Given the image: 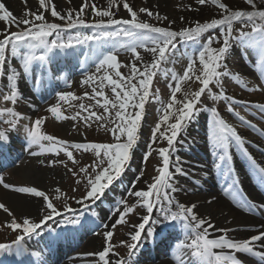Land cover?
Returning a JSON list of instances; mask_svg holds the SVG:
<instances>
[{
	"label": "snow or ice",
	"instance_id": "obj_1",
	"mask_svg": "<svg viewBox=\"0 0 264 264\" xmlns=\"http://www.w3.org/2000/svg\"><path fill=\"white\" fill-rule=\"evenodd\" d=\"M196 2L201 6L212 4L219 10L220 17L206 22L198 21L194 26L186 27L180 31L157 27L141 20L138 12L130 6L128 0H107V7H98L93 0H83L78 10L75 12L68 10L66 13L58 11L53 0H38L37 10L26 9L23 18L15 16L4 3L0 2V22L4 23V28L0 29V37H2L0 38V78H6L5 89L7 90L0 95L5 102H10L12 105L17 104L22 95L18 83L20 79L32 71L34 62H39L41 65L46 63L48 54L54 50H67L76 45L123 37L127 43L121 44L120 47L130 51L134 61L141 62L142 66L133 62L130 66V74L124 75L120 69L126 65H122L118 61L115 52L109 51L98 59L95 64V72L82 81L84 85H95L90 94L85 93L83 98L77 97L71 92L58 95V100L64 103L85 98L94 103L89 105L80 103L78 105L80 111L71 116L62 114L60 103L47 108V112L51 113L58 121L79 120L89 127L91 126L89 122L101 121L105 123H101L100 127L106 128L108 124L113 125L108 130L114 138V143L70 142L45 134L41 131V127L45 123L44 118L36 119L31 127L26 129L29 150L33 147L39 149V151H30L32 156L63 154L67 161L77 165L79 161L75 158L74 152L92 153L94 157L92 162L80 167L78 172L68 167L64 160L48 162L49 167L58 162L63 164L67 171L74 176L82 174L86 191L81 199L76 200V203L84 205L86 208L88 205L85 204V201H91L94 204L105 196L106 190L121 177L125 172V166L133 158V150L140 139L138 133L145 115V104L151 94L154 78L161 69V64L168 62L170 54L176 50L177 41L200 45L198 58L190 60L182 75H178L170 69L164 72L166 77L169 72L171 73L170 79L174 82V86L169 85L171 88L170 102L164 106L161 121L155 125L152 131L151 141L152 144H155L157 134H159L162 140H166L168 146L157 150L162 165L155 169L157 175L152 177V182L147 185L146 189L133 190L129 193L130 196L137 198L136 202L146 210L147 214L142 217L141 223L134 225L136 230L130 234L132 243L121 242L128 249L127 259L117 258L114 264H133V257L140 245L154 238L155 230L151 225L165 221L169 223L183 222V228L187 230V240H182L175 246L177 264H243L237 254L256 257L264 262V250L255 248L256 242H260L261 249H264V231L252 235L250 238L237 239L229 235L231 229H219L218 231L222 234L217 238H210V229L217 230L211 220L197 213L196 204L185 205L174 196V193L178 191L174 177L186 175V173L179 166L178 158L175 161V169L172 170V151L181 130L185 127V121L191 120L195 115L196 106L200 104L202 95L207 91L213 101L226 100L230 104L243 103L224 93L222 89L223 77H230L237 84L247 88L248 91L261 90L259 87L255 89L248 87L238 74L227 70L224 61L229 55L233 39L238 40L245 49L254 48L258 51L259 60L256 63L261 76H264V7L259 6L256 0H245L249 10H234L222 0H196ZM24 3L27 4V0H24ZM121 4L130 18H115L113 9L119 10ZM86 9L90 10L91 15L98 19L87 21L84 18ZM139 12L146 13L149 17L155 16L157 20L167 19V17H161L159 13H154L147 8L142 7ZM46 13H50L52 18L62 21L63 24L49 21ZM236 23L240 25V28L238 35L233 36ZM12 27H15L17 31H11ZM247 28H250V31L244 30ZM82 29L92 31L90 34H86L81 31ZM69 30H76V32L64 39L63 33ZM213 32L216 34H212ZM206 33L208 34L206 40L201 44V37ZM53 36L55 38L50 40L49 38ZM214 44L219 47H213ZM138 48H143L145 52L151 53L150 63H143ZM23 49H27V52L21 54ZM37 50H41L42 54L37 55ZM18 56L22 60L20 65L22 71L10 63V59ZM197 60L199 68H197ZM193 80L200 84L199 89L185 93L184 99L179 100L177 94L182 91L183 84ZM213 83L221 88L218 95L213 94L210 89V85ZM106 87L110 88L112 98H109L105 93ZM177 105L179 107L176 108V113H173L172 110ZM254 107L264 115V104H257ZM95 108H100L103 111L97 112L94 110ZM130 109L132 111H129ZM228 111L232 112L233 108L229 106ZM173 115H175V122L169 123ZM0 117H10V119L6 118L2 121L9 126L10 130H15L16 121L22 119L20 114L10 107L0 109ZM239 120L251 128H256V125L246 121L243 116H239ZM162 124L167 125L164 131H161ZM257 131L264 135V130L257 129ZM8 139V130L0 129V146ZM209 141L215 157L213 168L223 177L225 195L229 196L233 203L245 212L256 213V205L248 199L240 187L241 181L233 164L234 154L231 149L235 147L247 158L262 184H264V166L258 164L250 154L246 147V140L238 132L237 127L226 121L215 108L211 109ZM149 148H151V144ZM151 155L152 151H148L144 160L147 161ZM41 163L45 162L41 161ZM140 175L142 177L143 172ZM204 175L206 177L207 173ZM81 182V179L76 180L77 184ZM196 183H199V180ZM0 185L17 194L42 198L45 213L39 222L29 217H24L18 222L13 212L4 203H0V210L12 218L10 222L6 223V227L13 232L20 233L12 243H0V253L14 254L16 257L25 255L27 249L23 242L26 237H31L33 234L39 235L38 230L48 225L49 221H53L55 217L64 216L65 213L73 212V209L67 205L63 212L60 211L45 191L38 190L34 186H14L6 183L3 177H0ZM73 190L75 191V189ZM56 192L60 193V189L57 188ZM56 199H60V196L57 195ZM211 202L209 201V203ZM117 203L123 205V208L116 209L117 219L111 225V229H115L117 225H125L127 223L126 216L135 211L125 200H120ZM260 208L264 210V204ZM154 209H158L160 213L156 219H153ZM91 215L95 216L97 213L91 212ZM56 222L64 223V221ZM68 222L75 224L79 222V219H69ZM146 226L148 227L146 228ZM103 227L109 228V225L104 224ZM103 236L105 246L98 253L89 255L97 256L98 264H113L110 256H118V253L113 252L114 231H105ZM32 255H36V253H32Z\"/></svg>",
	"mask_w": 264,
	"mask_h": 264
},
{
	"label": "rangeland",
	"instance_id": "obj_2",
	"mask_svg": "<svg viewBox=\"0 0 264 264\" xmlns=\"http://www.w3.org/2000/svg\"><path fill=\"white\" fill-rule=\"evenodd\" d=\"M192 1L194 0H128L130 6L138 12L139 18L141 20L157 27H160L159 24L165 21L167 26H172L174 24L173 18L175 16V11L178 9L181 10V6H183V4ZM237 1L244 3V7L246 8L242 9L249 10V6L246 5L245 0ZM0 2L4 3L5 6L15 16L20 18H23V14L26 9L36 11L38 8V0H27V4L24 3V0H0ZM53 2L56 4L58 11L66 13L68 10H73L74 12L78 10L83 3V0H71V3H69V0H53ZM93 2H95L98 7H107V0H93ZM222 2L227 4V1L225 0H222ZM142 7L147 8L154 13H159L161 17H167V19L157 20L155 16L149 17L146 13H140L139 9ZM113 11L115 12V18L117 19L130 18L126 10L123 9L122 4L119 10L113 9ZM45 15L49 21L63 24L62 21L52 18L50 13H46ZM84 18L89 22L98 19L92 16L90 10L88 9L85 10ZM208 20L209 19H207V21ZM3 28L4 23L0 22V29ZM239 28L240 25L238 23L234 24L233 36L238 35ZM177 29H184V27L179 26ZM244 30L250 31V28ZM11 31H17V29L12 27ZM81 31L86 34H90L92 30L82 29ZM75 32L76 30L66 31L63 33V38L67 39L69 35H74ZM212 34L216 33L213 32ZM207 35L208 34L206 33L203 37H201V44L206 40ZM54 38L55 37L53 36L49 39L51 40ZM126 43L127 41L125 38L120 37L115 40L110 39L107 41L90 42L83 45H76L73 48L67 50H54L52 53L48 54V60L46 63H44L47 66L52 62L56 55L71 56L72 54H75L80 55V58H75L77 67L74 65L72 66V63L68 62V66L72 71L71 77L68 78L67 76V73L70 74L68 70H66L64 73L60 71L57 73V75L53 74V77L58 76L61 78V84L59 85L60 87H57V89L50 91L51 95H49V92L47 95H45V97H41L39 95L38 97H35L33 95V89L38 86L36 84L38 79L37 73L39 70L45 69V65H41L39 62H34L32 71H30L28 75L23 76L18 82L19 85L24 87L23 89L26 91L25 93L21 92L22 95L17 104L12 105L10 102H5L2 98V95H0V109L5 107L13 108L22 117V119L16 121L17 127L15 130H10L9 126L2 122L6 118L10 119V117H0V129H7L8 137H13L17 140L16 149L10 151L9 153L11 154V158L7 159V155H5L7 160H5L3 162L4 165L0 167V177H3L6 183L14 186H34L38 190L45 191L54 205L62 212L65 205L73 209V212L65 213L64 216L55 217L53 221H49L48 225L44 226L43 229L38 230L39 235L33 234L31 237L25 238L23 243L27 249V252L25 255L18 257V262L21 264H30V262H34L35 264H98V257L89 254L98 253L102 250V248L105 246L103 233L108 230L114 231V236L112 239V244L114 245L113 252L118 253V256H110L113 264L117 258L127 259L128 249L125 245H122L121 242L123 241L125 244L132 243L130 234L134 233L136 230L134 225L141 223L142 217L147 214L146 210L136 202L137 198L130 196L129 193L133 190L146 189L147 185L152 182V177L157 175L155 169L162 165V160L159 157L157 150L168 146L166 140H162L159 134H157V140L155 144H152L151 141L152 131L154 130L155 125L161 121L164 106L170 102L171 88L169 85L171 84L174 86V82L170 79L171 73L169 72V75L166 77L164 72L170 69L175 71L178 75H182L190 60L198 58V50L200 45L194 43L186 44L184 42L177 41L176 50L170 54L168 62L164 63V66L159 70L161 72L157 73L156 77L154 78L151 94L145 104V115L141 121L140 130L138 133L140 139L133 150V158L125 166V172L119 179L113 182L109 189L106 190L105 196L102 197L101 200L96 201L94 204L91 201H85V204L88 205L87 208L84 205L76 203V200L81 199L86 191L82 174L80 176H74L72 173L67 171L63 164L58 162L54 166L49 167L48 162L51 160H64L68 164V167L73 168L74 171L78 172L80 167L86 166L92 162L94 159L92 153L74 152V156L79 161V164L73 165L70 161H67L63 154H60L59 156L51 154L32 156L30 151H39V149L33 147L31 150H29L26 140V129L31 127L32 123L36 119L44 118L45 123L42 125L41 131L45 134H50L70 142L87 141L114 143V138L111 132L108 130L113 127V125L108 124L105 128L100 127L101 123H105L103 121L89 122L91 124L89 127L83 121L79 120L73 121L69 119L58 121L51 115V113L47 112V108L60 103L62 114L71 116L80 111L78 107L80 103H84L86 105L94 103L93 101L86 98L64 103L58 100V95L61 93L71 92L77 97L83 98L85 93L90 94L92 87H95V85H84L82 84V81L88 75L95 72V64L98 62V59L102 58V55L107 54L109 51L115 52L117 54L118 61L122 65H126L120 69L121 72L124 71V73H127L131 66V52L120 47L121 44ZM213 47H219V45L214 44ZM138 51H143V48H138ZM26 52L27 49H23L21 54ZM237 53V47L234 44L233 39L231 42L229 55L224 61V63L227 65V70L233 74H238L247 83L248 87L253 89L259 87L261 90L248 91L247 88L237 84L230 77H223L222 89L224 93L227 96H230L233 99L243 103L230 104V102L226 100L213 101L206 91L201 97L200 104L196 106L197 110L193 118L191 120L185 121V127L181 130L174 150L172 151V170L174 171L176 166L175 161L178 158L180 161L179 166L186 173V175H176L174 177V183L178 188V191L174 193L175 198L180 203L185 205H213L210 210L214 214L219 212L222 207L227 206L224 204L221 205V207L215 206L217 200L224 198L228 199L230 197H224L222 185L225 182L223 177H221V179L215 183L214 187L209 186L210 175L217 172L213 168L215 157L213 156V149L209 141L212 108H215L226 121L237 127L238 132L246 140V147L248 148L250 154L254 153L255 157L259 158L260 160L258 164L261 166L264 165V135H262L260 131H257V129L264 130V115H262L258 109L254 107L257 104H264V78L261 77L260 69L256 63V58L250 56L249 61H243L242 59L241 61H238L232 59L231 57ZM39 54H42L41 50H37V55ZM83 54H85L84 57H82ZM10 63L14 64L19 70L22 71L20 68L22 60L19 56L17 58L10 59ZM34 66L36 67L35 69ZM72 68H76V70L73 71ZM197 68H199L198 60ZM35 70L37 71L36 73ZM5 84L6 78H0V93H5L7 91L5 89ZM199 87L200 84L194 80L185 82L182 86V91L177 94V98L181 100V96H184L185 93L196 91L199 89ZM210 89L213 94L217 95L221 91V88L215 83L210 85ZM105 93L109 96V98H112L110 88L106 87ZM229 106L233 108L232 112L228 111ZM178 107L179 105L175 106L172 112L176 113V108ZM94 110L97 112L103 111L100 108H95ZM129 111H131V109ZM239 116H243L246 121L256 125V128L254 129L249 127L247 124H243L239 120ZM173 122H175V115H173L169 120V123ZM166 128V124L161 125V131H164ZM186 138L187 142L182 147L184 141L183 139ZM150 144L151 148H149ZM198 148H200L204 154L208 153L210 155V157H207V165L203 166L198 163V161L194 160L201 159L199 154L194 153ZM148 151H152V155L147 159V161H145L143 158ZM233 154L235 155L233 162L234 167L240 170V172L243 171L246 175L245 180H240L241 189L248 199L256 205L257 210L261 212L264 211L260 208L262 204L259 201V198L256 196L257 194L247 187L248 183H252L254 187H256L254 181L252 180L251 173L248 172L249 169L242 163L241 158L240 160L237 159L236 151H233ZM41 161H44L45 163H41ZM34 166H36L37 169H40V173H38L36 176H34L32 172H28L23 175L19 173L23 169L32 168ZM15 170H17V172H15ZM252 171L253 178L258 180L259 177L253 168ZM141 172H143L142 177L140 175ZM205 173H207L206 177L204 175ZM237 175L239 178H241L239 173ZM77 179H81L82 182L77 184ZM197 180H199V183H196ZM57 188L60 189V193L56 192ZM73 189H75V191ZM258 191L261 192L260 190ZM57 195L60 196V199H56ZM198 196H202L204 200L199 201V203L189 202V199H195V197ZM120 200H125L129 206H132L135 209V211L126 216L127 223L125 225H117L115 229H111V225L117 219L116 209L123 208V205L117 203ZM209 201L212 202L209 203ZM0 203H4L13 212L14 217L18 222H20L24 217H29L34 221L39 222V220L45 214L43 211L42 198H35L27 194H17L10 190L4 189L2 185H0ZM217 204L219 205L221 202L218 201ZM237 208L239 211H244L240 207ZM156 210L157 209H154L153 215H156V212H159ZM91 212H95L97 215L93 216L91 215ZM107 213H109L108 217L102 219V215ZM207 216V213L202 215L204 218L209 217ZM75 218H78L79 222L75 223V225H73L74 227L71 225L67 226L66 223H68V220ZM11 219L12 218L8 217L7 214L3 212V210H0V243H12L20 234L19 232H13L11 229L6 227V223L10 222ZM56 221H64V223L60 224ZM86 223L87 227H84L83 225ZM174 223L176 225L173 227V230L177 232V234L181 233L179 234L180 241L186 240L187 230L183 228V222ZM104 224L109 225V228H104ZM171 224L172 223L165 221L164 225H161L155 229V233L161 234L163 230L169 229ZM57 226H65L68 231L60 238L56 239L54 236L49 235ZM161 227L163 228L161 229ZM181 229L182 232H179ZM217 229L219 230L218 227ZM216 231L217 230L210 229V232ZM237 231H240V234L236 237H231L237 239L251 237V235L248 237L243 235V233L246 231L243 228H239ZM39 236H43L44 239H40ZM35 237L39 238L34 239ZM72 238H74V242L66 246V248L71 251L64 253L62 255L63 258H55L53 256L41 258L42 255L39 257L37 256L39 254L38 249L48 246L45 242L51 240L57 245V243L62 240V242L58 245V247H62L64 246L63 241H69ZM37 240L39 242L38 246L42 245L39 248L36 247ZM151 241L152 239L140 245L138 249H143V251L137 252L136 250V255L133 257V264H156L157 261L169 260L171 256L177 254V249L175 246L180 241L172 240L165 243L167 247L164 249L166 250L165 254H163V252L157 253L164 255V258L158 257V259H153V257L149 256L148 251L144 250L146 247L149 248V246L152 245ZM76 243L77 245L75 246ZM257 245H261V243L256 242L255 247H257ZM32 253H36V255H32ZM237 255L243 260H247L249 258L247 255ZM36 256L37 259L34 258ZM175 256L176 255H174L173 262L174 264H177ZM1 257L3 259L7 258V261H10L16 256L9 253H0V258ZM38 259L40 260L38 261Z\"/></svg>",
	"mask_w": 264,
	"mask_h": 264
},
{
	"label": "bare ground",
	"instance_id": "obj_3",
	"mask_svg": "<svg viewBox=\"0 0 264 264\" xmlns=\"http://www.w3.org/2000/svg\"><path fill=\"white\" fill-rule=\"evenodd\" d=\"M19 88L21 89L22 93L23 92L25 93L26 90L23 89L24 87H21L19 85ZM183 140H185V139H183ZM16 142H17V140L15 138L9 137L8 141L6 143H4L2 146H0V161L2 160V157L7 154V151L10 152V151H13L16 149V147H17ZM207 155L209 156V154H207ZM236 157L238 160H240V158L243 159L241 153L238 151H237ZM15 172H17V170H15ZM28 172H32L33 175L36 176L38 173H40V169H37L36 166H34L32 168L23 169L19 173L23 175V174L28 173ZM248 172H249V170H248ZM238 173L240 174V176L242 178L241 181L246 179V175L244 174L243 171L240 172V170H239ZM220 176L221 175L218 174L217 172L211 174L209 186L214 187L215 183L219 181ZM247 187H249L251 189V191H253L255 194H257L256 196L259 198V201L261 202V204H264V196L259 193L257 188L254 187V185L252 183H248ZM224 197H228V196H226L224 193ZM203 200H204V198L202 196H200V197L198 196V197H195V199H189V202L190 203H192V202L199 203V201H203ZM218 201L221 202V204L218 205L217 204ZM217 203H215V206L221 207V205H223V204L227 205V206L222 207L219 212H216V214L212 213V211L210 210V208L213 205H211V206H207V205L197 206V209H196L197 213L200 214L201 216L204 213H207V215L209 216V217L207 216L208 217L207 219L211 220V223L215 226L216 229H217V227L219 229H231V231L229 232V235L234 236V237H236L237 235L240 234V231H237V229H239V228H243L246 230L243 233V235H246V237H248L249 235L252 236L255 234H259L261 231H264V211L261 212V211L257 210L256 213H248V212L241 211V210L239 211L237 208L238 206L235 203H233V201L230 198H228V199L224 198V199L217 200ZM174 210H175V208H174ZM156 211H158V209ZM108 214L109 213L103 214L102 219L108 217ZM159 216H160V213L156 212V215L155 214L153 215V219H156ZM66 224H67V226L68 225H71V226L75 225V224L69 223V222ZM164 224H165V222H162L159 224L151 225V227H153L155 230L159 226L164 225ZM162 228L163 227H161V229ZM54 229H56V228H54ZM59 229H62L64 232L68 231L65 226H58V228L56 230H59ZM179 232H182V229ZM52 233H54V231ZM179 234H181V233H179ZM221 234L222 233L220 231H218V229H217L216 232H210V238H217ZM162 236L165 238L169 237V235L167 233H164ZM157 237L158 236L156 235V238ZM186 240H187V238H186ZM36 244H39V242H36ZM162 247L163 246H160L159 248H162ZM255 248L261 249V245L255 247ZM261 250H264V249H261ZM43 251H44V247L42 248L41 252H39V256H40V253H42ZM138 251H143V249L142 250L137 249V252ZM174 255L171 256V258H169V260H160V261H157L156 264H174V262H173ZM242 261H243V264H264V262L260 261L259 258L250 257V256L247 260H242ZM4 263L5 264H16L15 257H13L10 261H4Z\"/></svg>",
	"mask_w": 264,
	"mask_h": 264
},
{
	"label": "trees",
	"instance_id": "obj_4",
	"mask_svg": "<svg viewBox=\"0 0 264 264\" xmlns=\"http://www.w3.org/2000/svg\"><path fill=\"white\" fill-rule=\"evenodd\" d=\"M225 1H227V4L234 10H240L242 8H246L244 7V3L238 2L237 0H225ZM256 2L259 6L264 7V0H256ZM212 6L213 5L211 4H207L204 6L198 5L196 0L192 2H187L183 4V6H181V10L178 9L175 11V16L173 18L174 24L172 26H167L166 21L159 24V26L169 28L170 30H173V31H180L182 29H177L179 28V26L186 28L189 26H194V24L198 21L206 22L207 19L210 20L213 18H219L220 17L219 10L215 9ZM243 10H247V9H243ZM139 52L142 56L143 63L151 62V59H152L151 53L145 52L144 49L143 51H139ZM133 62H135L138 66H142L141 62L134 61L131 55V64ZM161 67H162V64H161ZM122 73L124 75H129L130 70L127 73H124V71ZM182 99H184V96H182Z\"/></svg>",
	"mask_w": 264,
	"mask_h": 264
}]
</instances>
